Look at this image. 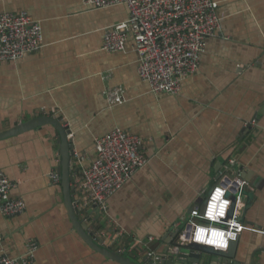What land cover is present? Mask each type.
Masks as SVG:
<instances>
[{"label": "crops", "instance_id": "crops-1", "mask_svg": "<svg viewBox=\"0 0 264 264\" xmlns=\"http://www.w3.org/2000/svg\"><path fill=\"white\" fill-rule=\"evenodd\" d=\"M214 1L221 31L208 40L199 72L179 96H169L152 94L140 78L132 38L125 52L103 50L107 28L128 19L125 6L94 10L82 0H0V13H29L44 38L36 54L0 65V135L36 120H58L68 125L75 155L88 158L84 165L96 156L97 138L116 129L140 136L148 165L94 215L93 232L106 243L119 233L115 247L135 248L153 238L149 247L160 255L173 226L188 224L236 160L255 200L242 211L247 229L233 263L264 264V0ZM115 87L124 88L126 102L110 107L105 91ZM60 151L56 129L43 122L0 141V171L15 184L11 198L26 204L17 217L0 212V254L26 258L34 242V264H119L74 229L62 186L51 179L59 173ZM80 170L75 156L72 175ZM75 187L81 214L90 216L94 210ZM144 250L137 245L126 256L143 264Z\"/></svg>", "mask_w": 264, "mask_h": 264}, {"label": "built area", "instance_id": "built-area-1", "mask_svg": "<svg viewBox=\"0 0 264 264\" xmlns=\"http://www.w3.org/2000/svg\"><path fill=\"white\" fill-rule=\"evenodd\" d=\"M94 10L125 6L128 19L105 31L103 50L109 53L126 51L127 42L133 39L138 55V73L154 95L179 96L184 82L199 72L201 58L207 50V42L221 31L219 3L214 0H82ZM44 47V38L39 22L25 11L0 13V65L18 62L36 54ZM105 79L109 76H103ZM105 96L110 107L126 102L122 87L109 88ZM66 128L68 125L65 124ZM69 129V128H68ZM72 138V134L69 135ZM95 158L89 165L88 158L76 155L81 170L74 176L79 191L86 195L93 210L106 211L108 200L120 191L134 176L148 165L143 139L127 131L116 129L95 140ZM233 175L242 176L243 170L236 160L226 166ZM54 184H61V175H51ZM239 187L221 174L218 185L209 192L203 214L200 209L191 213L192 226L188 244L209 246L217 251H228L237 241L246 226L240 221L245 207L242 189L245 181H236ZM15 184L0 171V212L8 217L25 213L26 204L21 199H12ZM237 196L236 210L232 218L229 212L232 200L228 193ZM197 219V221H195ZM183 236H186L185 233ZM203 236L205 239L200 240ZM208 239V240H207ZM1 240V239H0ZM211 241H214L213 245ZM149 238L143 245V264H162L163 256L150 249ZM212 244V245H211ZM118 254L127 255L136 250L131 246L115 247L107 244ZM38 245H29L28 257L12 259L0 254V264H34Z\"/></svg>", "mask_w": 264, "mask_h": 264}, {"label": "water", "instance_id": "water-1", "mask_svg": "<svg viewBox=\"0 0 264 264\" xmlns=\"http://www.w3.org/2000/svg\"><path fill=\"white\" fill-rule=\"evenodd\" d=\"M40 122L52 125L56 129L58 135V141L61 145L60 166L58 172L61 174L62 178L61 186L65 197V205L68 210L69 218L76 232L90 248L112 261H115L119 264H142L135 263L130 257H127L123 254H118L117 252L113 251L112 247H108L107 244L112 243V245H116L115 243L120 241L118 235L119 233L116 232L112 236H109L108 243L103 240L101 241L96 237L93 232V227H95L96 224L94 215L100 214L102 212L94 210L90 216L88 215L85 218L81 214V210L79 208L80 204L74 196L76 193V187L74 176L71 172L72 160L76 155L74 153L73 140L69 138L71 132L68 128H66L65 124H62L58 120L49 118L36 120L32 123L21 125L0 135V141L19 136L21 133L34 128L37 124H40ZM226 169L227 168H225L222 173L225 174L227 179L233 182L236 187H239V184L236 182L237 180L241 182L245 181L243 176L233 175L232 171H226ZM217 185L218 183H216L210 191H212ZM241 194L245 201L244 210L247 212L255 200V192L249 187L245 186L242 189ZM228 197L232 200V207L229 212V218H232L236 210L237 196L232 192H229ZM206 202L207 201L205 200V202L200 207L201 214L204 212ZM240 221L244 224L246 221L244 215L243 218L241 217ZM191 231L192 226L189 224H185L183 227L178 228L173 226L170 232L171 240L167 241V247L162 252V264H237L233 263V260L236 258L235 253L239 239L237 241L231 242L229 250L223 252L217 251L209 246L188 244L186 241L190 238ZM184 233L186 236H183Z\"/></svg>", "mask_w": 264, "mask_h": 264}, {"label": "bare ground", "instance_id": "bare-ground-1", "mask_svg": "<svg viewBox=\"0 0 264 264\" xmlns=\"http://www.w3.org/2000/svg\"><path fill=\"white\" fill-rule=\"evenodd\" d=\"M199 239H200V240H204L205 238H204L203 236H200ZM207 240H208V239H207ZM211 243H212L213 245L215 244L214 241H211ZM212 244H211V245H212Z\"/></svg>", "mask_w": 264, "mask_h": 264}, {"label": "clouds", "instance_id": "clouds-1", "mask_svg": "<svg viewBox=\"0 0 264 264\" xmlns=\"http://www.w3.org/2000/svg\"><path fill=\"white\" fill-rule=\"evenodd\" d=\"M204 246V245H203Z\"/></svg>", "mask_w": 264, "mask_h": 264}]
</instances>
